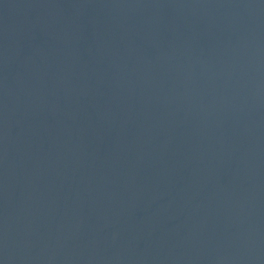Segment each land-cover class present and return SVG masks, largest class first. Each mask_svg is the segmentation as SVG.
<instances>
[{
    "label": "water",
    "instance_id": "95a60500",
    "mask_svg": "<svg viewBox=\"0 0 264 264\" xmlns=\"http://www.w3.org/2000/svg\"><path fill=\"white\" fill-rule=\"evenodd\" d=\"M0 264H264V0H0Z\"/></svg>",
    "mask_w": 264,
    "mask_h": 264
}]
</instances>
